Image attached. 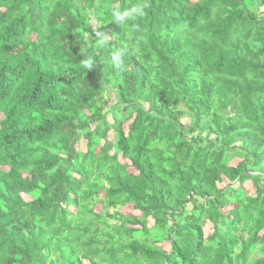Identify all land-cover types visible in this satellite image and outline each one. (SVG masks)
<instances>
[{
	"label": "trees",
	"instance_id": "16d2710c",
	"mask_svg": "<svg viewBox=\"0 0 264 264\" xmlns=\"http://www.w3.org/2000/svg\"><path fill=\"white\" fill-rule=\"evenodd\" d=\"M0 264H264V0H0Z\"/></svg>",
	"mask_w": 264,
	"mask_h": 264
},
{
	"label": "clouds",
	"instance_id": "9594fccd",
	"mask_svg": "<svg viewBox=\"0 0 264 264\" xmlns=\"http://www.w3.org/2000/svg\"><path fill=\"white\" fill-rule=\"evenodd\" d=\"M145 8L146 5L135 3L131 6L125 7L123 9L120 8H114L111 12L113 21L125 25L128 22H135L139 18L143 17L145 15ZM105 40H107V37H104ZM125 55V51L123 49H119L115 51L112 55V64L116 68H120L123 65V57ZM93 60L92 59H86L83 61V64L87 68L92 67Z\"/></svg>",
	"mask_w": 264,
	"mask_h": 264
},
{
	"label": "rangeland",
	"instance_id": "374dc122",
	"mask_svg": "<svg viewBox=\"0 0 264 264\" xmlns=\"http://www.w3.org/2000/svg\"><path fill=\"white\" fill-rule=\"evenodd\" d=\"M111 137H112V133H111ZM84 144L82 142H80V149H84ZM239 159H235L232 161V164H235ZM245 188L247 189V192L249 194H254L255 193V187L254 185L252 184V181L251 180H248L245 182ZM101 204H97L95 206V209L96 211L97 210H100L101 209ZM121 211L123 213H132V214H135V215H139L140 213L138 211H133L131 205H127V206H124L121 208ZM148 225L151 226L153 225V221L151 219H148ZM204 230H205V235H208L209 233H211L212 231V227H211V224L210 223H206L205 227H204ZM164 244V247L167 248L168 247V243L165 242L163 243Z\"/></svg>",
	"mask_w": 264,
	"mask_h": 264
}]
</instances>
